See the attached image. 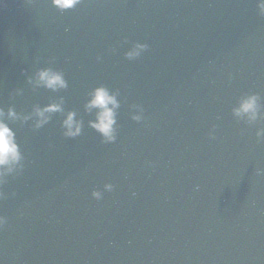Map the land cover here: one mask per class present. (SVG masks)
Returning a JSON list of instances; mask_svg holds the SVG:
<instances>
[{"label":"water","instance_id":"water-1","mask_svg":"<svg viewBox=\"0 0 264 264\" xmlns=\"http://www.w3.org/2000/svg\"><path fill=\"white\" fill-rule=\"evenodd\" d=\"M134 43L148 47L128 60ZM44 68L67 87L37 86ZM101 86L119 103L108 144L85 108ZM251 94L250 122L232 109ZM52 104L37 128L34 109ZM0 110L23 157L0 183V264H264L256 0H0Z\"/></svg>","mask_w":264,"mask_h":264},{"label":"clouds","instance_id":"clouds-1","mask_svg":"<svg viewBox=\"0 0 264 264\" xmlns=\"http://www.w3.org/2000/svg\"><path fill=\"white\" fill-rule=\"evenodd\" d=\"M51 5L57 10L63 12L73 9L81 3V0H50ZM256 8L258 15L264 17V0H256ZM146 44L134 43L130 50L125 52V58L128 60L137 59L147 49ZM99 59V57L97 58ZM31 82V81H30ZM35 84L56 91L67 87L63 74L50 68H44L36 72ZM138 114H133L131 119L140 121L142 119L143 108L140 105H134ZM86 110L97 109L95 120L90 121L92 127L100 136L101 142L108 144L116 140V110L119 108V103L114 93H109L105 87H97L90 93V98L85 105ZM62 108L60 104H52L45 108L34 109V115L37 117L35 126L41 127L48 121L46 113L60 112ZM233 115L236 117H246L248 121H255L259 116L258 96L255 94L245 95L240 98L238 104L232 109ZM4 112L0 110V183H3V177L12 171L10 165L18 164L22 160V154L19 146L15 142V134L4 122ZM7 116L9 118H17V114L9 109ZM74 112H68L62 121L63 135L67 138H75L81 133V122L75 118ZM29 117H24L28 119ZM212 137L211 133L209 134ZM258 137H264V129L257 131ZM111 184H104V191L112 190ZM14 195V194H13ZM91 196L99 200L102 196L100 191H93ZM4 193L0 192V199H4ZM7 218L0 215V226L6 223Z\"/></svg>","mask_w":264,"mask_h":264}]
</instances>
